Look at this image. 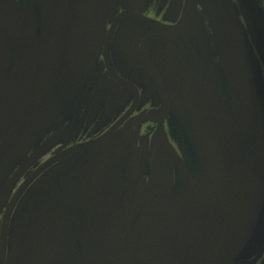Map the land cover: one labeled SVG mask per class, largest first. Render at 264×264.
Returning <instances> with one entry per match:
<instances>
[{
	"label": "flooded vegetation",
	"instance_id": "flooded-vegetation-1",
	"mask_svg": "<svg viewBox=\"0 0 264 264\" xmlns=\"http://www.w3.org/2000/svg\"><path fill=\"white\" fill-rule=\"evenodd\" d=\"M65 1L69 58L30 50L53 0H0V264H110L143 213L155 137L177 154L165 232L182 264H264V26L243 0ZM234 16L260 112L244 106ZM41 54L57 76L39 115ZM195 96L228 150L201 147L179 108Z\"/></svg>",
	"mask_w": 264,
	"mask_h": 264
},
{
	"label": "water",
	"instance_id": "water-1",
	"mask_svg": "<svg viewBox=\"0 0 264 264\" xmlns=\"http://www.w3.org/2000/svg\"><path fill=\"white\" fill-rule=\"evenodd\" d=\"M53 2L56 5V9L44 33L30 50L34 49V51L43 52L44 50L53 49L52 46L57 45V51L65 52L66 57L69 58L71 54L68 53L69 38L66 29H69L70 25L69 23L64 24L63 20L69 19L67 8L71 1L53 0ZM243 5L251 17L264 26V10L256 0H243ZM195 12L196 8L191 5L190 15L192 13L193 19ZM185 24L177 27V30L181 31L180 33L186 28ZM59 27L61 29L58 30ZM233 29L239 50L238 70L244 83L241 84L244 106L248 112H260V91L257 72L245 32L235 16ZM60 35H64L65 38L59 39ZM4 46L6 51H9L8 44L5 43ZM36 59V61L42 59V71L38 76L39 81L32 93V99L40 115L48 101L49 93L52 92L54 85L52 79L57 74L48 73L43 67L45 63L53 59L52 57L41 54ZM2 65H5V62L0 63V66ZM199 98V96H195L193 104H189L187 100L180 102L179 108L181 112L191 123L203 149L210 145V147L218 149L219 152L228 150L218 130L211 122L209 123L211 119L204 109L201 98ZM192 109H194L193 112H191ZM170 154H176V152L166 137L163 138L162 142L155 137L150 155L151 175L146 189L143 213L137 221L133 232L122 244L104 250L110 264H182L165 232V223L172 200V165L174 160Z\"/></svg>",
	"mask_w": 264,
	"mask_h": 264
},
{
	"label": "rangeland",
	"instance_id": "rangeland-1",
	"mask_svg": "<svg viewBox=\"0 0 264 264\" xmlns=\"http://www.w3.org/2000/svg\"><path fill=\"white\" fill-rule=\"evenodd\" d=\"M263 2H264V0H263Z\"/></svg>",
	"mask_w": 264,
	"mask_h": 264
}]
</instances>
